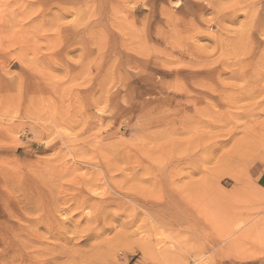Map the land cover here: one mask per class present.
<instances>
[{
    "label": "rangeland",
    "instance_id": "374dc122",
    "mask_svg": "<svg viewBox=\"0 0 264 264\" xmlns=\"http://www.w3.org/2000/svg\"><path fill=\"white\" fill-rule=\"evenodd\" d=\"M0 264H264V0H0Z\"/></svg>",
    "mask_w": 264,
    "mask_h": 264
}]
</instances>
